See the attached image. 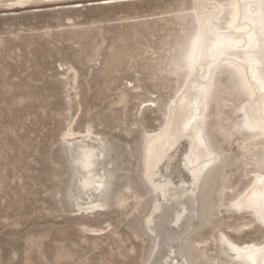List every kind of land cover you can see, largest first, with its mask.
Here are the masks:
<instances>
[{
	"label": "rangeland",
	"instance_id": "1",
	"mask_svg": "<svg viewBox=\"0 0 264 264\" xmlns=\"http://www.w3.org/2000/svg\"><path fill=\"white\" fill-rule=\"evenodd\" d=\"M188 3L0 0V264H159L167 247L180 245L188 264H235L219 251L218 234L235 242L263 238V227L248 211L227 208L249 182L254 157L248 152L240 159L244 137L216 127L212 141L223 161L205 193L196 192L194 212L175 226L168 220L173 185L189 183L181 142L153 178L165 175L172 185L163 197H152L159 208L150 216L152 233L142 224L150 195L141 179V135L157 127L172 92L168 58L183 31L170 11ZM220 90L214 91L210 122L227 126L235 115L230 102L217 106L221 97L231 100ZM146 100L154 105L138 109ZM71 124L78 135L64 141ZM87 124L93 135L82 139ZM95 135L108 149L107 204L77 212L73 200L84 203L86 196L72 182L66 149L93 144ZM159 226L175 239L155 236Z\"/></svg>",
	"mask_w": 264,
	"mask_h": 264
},
{
	"label": "bare ground",
	"instance_id": "2",
	"mask_svg": "<svg viewBox=\"0 0 264 264\" xmlns=\"http://www.w3.org/2000/svg\"><path fill=\"white\" fill-rule=\"evenodd\" d=\"M259 3L260 0H189L187 5H180L170 11L176 13L175 18L183 31L174 41L172 54L168 58V66L175 81L172 92L164 101L159 124L155 129L143 132L140 142L141 179L150 195L149 207L143 217V226L147 230H151L150 216L157 210L156 201L152 197H163L169 185H172L165 175H161L158 181H153V178L158 174L159 165L181 142L185 143L181 162L187 169L189 183L187 187L173 185L168 200V220L175 226L182 217L186 219L187 215L194 212L192 203L196 192L205 193L210 175L217 173L223 161L222 151L214 146L211 139L212 127L227 130L229 136L240 133L244 137L240 159L245 158L248 152L252 153L255 169L251 171L249 182L228 201L227 208L248 211L253 221L264 230V220L261 219L264 216V89L258 83L264 81V55H261L262 44L259 39L261 10L259 7H247ZM214 33L230 35L226 40L218 41ZM250 33H254L251 39ZM198 40L211 41L208 48L212 49L214 56L207 53L201 55L197 51L193 62V50ZM216 44L219 47L213 48ZM214 60L222 62L209 75V64L214 63ZM245 81L250 87H245ZM216 87L221 88L223 96L231 98L228 100L221 97L216 100L217 106H220L219 101L230 102L227 107L235 119L227 126L219 120L210 122ZM147 103L154 105L153 100L140 101L138 109L146 107ZM221 111L219 109L217 114ZM91 128L87 124L79 136L82 139L91 138ZM76 135L78 133H74L71 124L65 128L62 139L68 141ZM93 140V144L67 143L66 153L72 169V182L86 196L84 203L75 204L73 200L77 212L89 213L107 204L106 194L112 177L103 161L107 147L101 136L95 135ZM247 141L253 142L248 143L252 145L251 150ZM98 158L101 161L96 172L93 167ZM90 191L95 192V197L88 194ZM121 202L123 200H119ZM166 214L163 217H167ZM165 234L166 240L173 241L172 235ZM216 240L219 251L235 264H253L250 257L256 260V264H264V256L256 252L264 248V236L260 241L235 242L218 234ZM153 245L148 257L154 251ZM182 248L167 247L163 255L159 256L160 260L158 258L159 264H188L187 252Z\"/></svg>",
	"mask_w": 264,
	"mask_h": 264
},
{
	"label": "snow or ice",
	"instance_id": "3",
	"mask_svg": "<svg viewBox=\"0 0 264 264\" xmlns=\"http://www.w3.org/2000/svg\"><path fill=\"white\" fill-rule=\"evenodd\" d=\"M247 7L249 9H254L256 7H259L261 10L260 11L261 31H260L259 39H260V43L262 44L261 55H264V0H260L259 5H251L250 4V5H247ZM254 14L255 13H253V15ZM229 27H232V25H229ZM214 34L217 36L218 41L226 40L227 37L230 35V33H224V34L214 33ZM252 35H254V33H250V39L252 38ZM210 43H211V41H204V42H201L199 40L197 41V44L195 45L194 50H193V56H192L193 62L195 60V55H196L197 51L200 52L201 55L207 53L209 55L214 56L212 49L208 48V44H210ZM218 47H219V44L213 45V48H218ZM253 55H255V54H253ZM220 62H222V61L214 60V63L209 64V69H210L209 75H211V70H213L216 66H218V64ZM254 79H255V76H254ZM258 83H260L261 88L264 89V81H258ZM245 87H250V85H248L246 81H245ZM261 219L264 220V216H262ZM256 252L259 253L261 256H264V248L257 249ZM250 258L253 259V264H256V260L253 257H250Z\"/></svg>",
	"mask_w": 264,
	"mask_h": 264
},
{
	"label": "water",
	"instance_id": "4",
	"mask_svg": "<svg viewBox=\"0 0 264 264\" xmlns=\"http://www.w3.org/2000/svg\"><path fill=\"white\" fill-rule=\"evenodd\" d=\"M213 138H214V137H213V132H212V130H211V139L213 140ZM104 144H105V143H104ZM213 144H214L215 147L218 148V145H217L216 143L213 142ZM105 146H106V144H105ZM107 151H108V149H107ZM107 151H106V152H107ZM105 155H106V153L104 154V156H105ZM71 170H72V169H71ZM71 177H72V172H71ZM111 178H112V177H111ZM109 189H110V185H109ZM148 207H149V205H148ZM157 210H159V208H158ZM157 210H156V211H157ZM156 211H155V212H156ZM198 217H200V216H198ZM162 220H163V219H162ZM142 224H143V219H142ZM143 227H144V226H143ZM145 230H147V229H145ZM147 231H151V230H147ZM156 235L161 237L162 235L164 236V235H166V234L163 232V229H162L161 227H160V228L158 227V231H157V229H156ZM170 235H172L173 240H174V239H175V238H174V234H170ZM153 243H154V245H153V250H154L155 247H156V237L154 238L152 244H153ZM152 244H151V247H152ZM180 246H183V245H180ZM151 247H150V250H151ZM150 250H149V252H148V256H149Z\"/></svg>",
	"mask_w": 264,
	"mask_h": 264
}]
</instances>
